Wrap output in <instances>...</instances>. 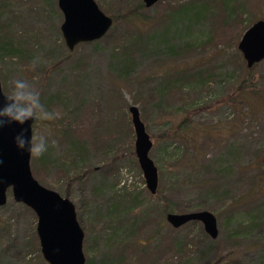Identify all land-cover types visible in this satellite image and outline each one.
<instances>
[{
  "label": "rangeland",
  "instance_id": "1",
  "mask_svg": "<svg viewBox=\"0 0 264 264\" xmlns=\"http://www.w3.org/2000/svg\"><path fill=\"white\" fill-rule=\"evenodd\" d=\"M198 1L161 0L69 51L57 0H0V34L22 46L18 56L0 52V88L7 95L13 81L27 80L54 114L32 125L49 146L41 162L30 156V172L75 207L85 264H168L170 242L187 248L179 264H264V60L247 69L237 50L243 32L264 20V0H226L243 15L229 27L217 4L214 18L196 21L185 7ZM94 2L112 18L137 0ZM129 106L151 139L156 195L134 156ZM70 141L88 152L79 157ZM162 196L171 213L211 212L217 237L198 222L173 230ZM6 198L0 264H47L33 212L10 190Z\"/></svg>",
  "mask_w": 264,
  "mask_h": 264
},
{
  "label": "water",
  "instance_id": "2",
  "mask_svg": "<svg viewBox=\"0 0 264 264\" xmlns=\"http://www.w3.org/2000/svg\"><path fill=\"white\" fill-rule=\"evenodd\" d=\"M161 0H141L145 8H151ZM63 22L59 27L62 40L67 50L71 51L79 43L100 40L110 29L112 18L107 17L97 7L94 0H57ZM237 50L247 69L264 60V20H257L247 28L237 43ZM3 93L0 88V107H3ZM128 114L133 128L134 156L142 172L145 189L150 195L157 193V169L149 153L151 139L143 126L138 109L129 106ZM29 120L22 127L32 135ZM21 131V126L9 124L0 129V206L6 203V193L10 190L13 201L22 204L33 212L36 219V237L43 262L47 264H85L82 253L83 231L75 217L72 203L59 196L53 190L39 185L30 172V155L18 150L14 137ZM166 224L173 230L188 223H200L203 233L215 239L217 222L209 211H196L185 214L167 213Z\"/></svg>",
  "mask_w": 264,
  "mask_h": 264
},
{
  "label": "trees",
  "instance_id": "3",
  "mask_svg": "<svg viewBox=\"0 0 264 264\" xmlns=\"http://www.w3.org/2000/svg\"><path fill=\"white\" fill-rule=\"evenodd\" d=\"M220 2L216 3V2H212L211 0H201L198 2H189V4L185 7V9H191V13H192V17L196 20L199 21L201 20V18H204L206 20H210V18H214L213 14L209 13L210 7H212L213 5H215L218 8L219 11V15H224V21L226 23H228V27L232 26V24L234 23H238V22H242V17L243 15L241 14V12H239V9L237 6L232 3V1H226V0H217ZM225 1V2H222ZM158 3V2H157ZM144 8V5H142V3L140 1L137 0V2L135 3L134 6H132L131 8L127 9L122 16L119 17H115L113 16L112 19L116 20L117 18H133V16L137 15L140 11H142ZM181 9H184V6H180L178 8H176L175 12H179L182 13ZM5 27L1 26L0 27V32L1 30H4ZM11 33H6L4 36H2V34H0V52L2 54V52L4 53V55L11 57L13 54H18V52H20V49L22 48L21 43L17 42V43H13L12 44V38H11ZM213 35V41H215L216 35ZM211 41L210 39H207L206 43H209ZM78 142V141H77ZM76 141H74V143L72 141H70L71 146H74V151H77L78 156L79 154H81V157L86 154L88 152L86 145H79L77 144ZM80 157V156H79ZM45 158V156L43 155L42 157L39 158L40 162L41 160ZM52 164V163H51ZM74 179H77V177H74ZM72 179V180H74ZM158 193V191H157ZM156 193V194H157ZM155 194V195H156ZM120 197V196H119ZM160 200L164 203V207L162 210V213L165 215L167 213H171V210L169 208V204L166 201L165 197L162 196L160 197ZM119 199L117 200V196L116 194H114V196L112 197V199H110L109 204H108V208L111 209V211H113L114 209L117 208V206H119ZM129 202L132 201L134 202V198L133 199H129ZM203 208H201L200 210H202ZM199 210V209H198ZM203 211V210H202ZM163 215V216H164ZM162 219V218H161ZM163 221V220H161ZM193 224V223H192ZM156 230L153 233V236H155L156 233H158V231L160 230V221H156ZM168 248L167 251L168 253H171L170 258H168L167 263L168 264H179L181 262V260H184V258H186L187 256V248L185 250V248H179L177 245H175L174 242H170L168 243ZM187 247V246H186ZM177 262V263H176Z\"/></svg>",
  "mask_w": 264,
  "mask_h": 264
},
{
  "label": "clouds",
  "instance_id": "4",
  "mask_svg": "<svg viewBox=\"0 0 264 264\" xmlns=\"http://www.w3.org/2000/svg\"><path fill=\"white\" fill-rule=\"evenodd\" d=\"M3 107H0V129L9 124L21 126V131L14 137L18 150L27 151L33 158H40L48 151V139L44 135H27L24 129L29 120H52L54 114L47 111L40 100V93L27 80L17 79L12 82L10 94L3 95ZM2 163V161H0Z\"/></svg>",
  "mask_w": 264,
  "mask_h": 264
}]
</instances>
